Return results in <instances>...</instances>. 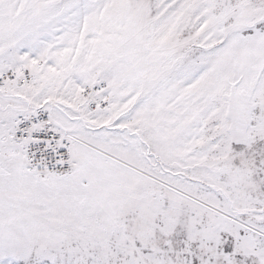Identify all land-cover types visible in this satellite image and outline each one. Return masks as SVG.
<instances>
[{"label":"snow or ice","instance_id":"6c2138e0","mask_svg":"<svg viewBox=\"0 0 264 264\" xmlns=\"http://www.w3.org/2000/svg\"><path fill=\"white\" fill-rule=\"evenodd\" d=\"M0 264H264V0H0Z\"/></svg>","mask_w":264,"mask_h":264}]
</instances>
